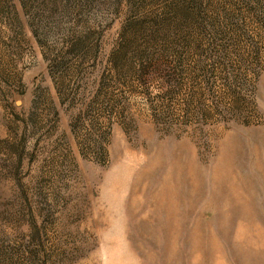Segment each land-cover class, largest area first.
Wrapping results in <instances>:
<instances>
[{
  "label": "rangeland",
  "instance_id": "rangeland-1",
  "mask_svg": "<svg viewBox=\"0 0 264 264\" xmlns=\"http://www.w3.org/2000/svg\"><path fill=\"white\" fill-rule=\"evenodd\" d=\"M0 264H264V0H0Z\"/></svg>",
  "mask_w": 264,
  "mask_h": 264
}]
</instances>
